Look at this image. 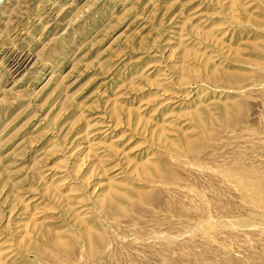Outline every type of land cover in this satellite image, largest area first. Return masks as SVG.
<instances>
[{"label":"rangeland","instance_id":"obj_1","mask_svg":"<svg viewBox=\"0 0 264 264\" xmlns=\"http://www.w3.org/2000/svg\"><path fill=\"white\" fill-rule=\"evenodd\" d=\"M0 1V264H264V0Z\"/></svg>","mask_w":264,"mask_h":264},{"label":"bare ground","instance_id":"obj_2","mask_svg":"<svg viewBox=\"0 0 264 264\" xmlns=\"http://www.w3.org/2000/svg\"><path fill=\"white\" fill-rule=\"evenodd\" d=\"M186 151H187V149H186ZM239 181V180H238ZM248 184V183H247ZM247 188V187H246ZM88 239V238H87Z\"/></svg>","mask_w":264,"mask_h":264},{"label":"water","instance_id":"obj_3","mask_svg":"<svg viewBox=\"0 0 264 264\" xmlns=\"http://www.w3.org/2000/svg\"><path fill=\"white\" fill-rule=\"evenodd\" d=\"M2 3V1H0V4Z\"/></svg>","mask_w":264,"mask_h":264}]
</instances>
